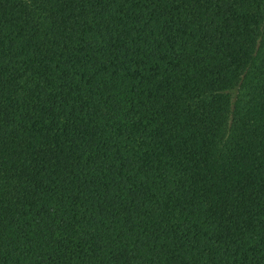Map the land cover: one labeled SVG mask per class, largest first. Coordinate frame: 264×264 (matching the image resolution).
<instances>
[{"label":"trees","instance_id":"16d2710c","mask_svg":"<svg viewBox=\"0 0 264 264\" xmlns=\"http://www.w3.org/2000/svg\"><path fill=\"white\" fill-rule=\"evenodd\" d=\"M0 264H264V0H0Z\"/></svg>","mask_w":264,"mask_h":264}]
</instances>
